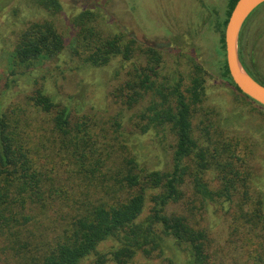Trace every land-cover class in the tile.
<instances>
[{"label": "trees", "instance_id": "obj_1", "mask_svg": "<svg viewBox=\"0 0 264 264\" xmlns=\"http://www.w3.org/2000/svg\"><path fill=\"white\" fill-rule=\"evenodd\" d=\"M33 1L52 15L64 11L61 0ZM237 1H228L220 29L223 60L219 71L251 99L232 80L226 61L225 28ZM97 17L91 9L74 15L73 53L84 66L104 67L117 58L125 66L135 55L136 39L124 32L105 34L95 24ZM66 46L52 19L32 21L13 46L11 73L59 57ZM140 48L148 57L147 64L129 68L111 93L129 110L145 92L154 91L139 114L142 121L131 116L129 123L141 133L150 129L173 132L172 169L145 167L124 143L119 145L122 153L108 165L116 152L100 140L95 122L86 114L74 120L72 105L58 101L44 87L26 95V105L4 108L0 103L2 264H83L87 259L89 264H144L138 262L140 256L164 254L168 249L184 254L180 264H214L208 231L188 215L169 209L183 198L187 175L203 202L236 201L234 218L245 228L252 254L264 258V194L251 189L253 148L246 140L225 135L224 128L220 132L222 127L211 121L204 120L205 131L196 136L193 119L205 96V68L195 67L187 83L183 78L172 83L166 77L159 82L153 76L158 74L161 52ZM240 59L247 69L241 55ZM115 124L118 132L123 124ZM209 126L220 137H211ZM209 171L215 172L218 188L213 189L206 179ZM50 212L57 229L49 230L42 221L43 217L51 219ZM170 261L176 264V257Z\"/></svg>", "mask_w": 264, "mask_h": 264}, {"label": "rangeland", "instance_id": "obj_2", "mask_svg": "<svg viewBox=\"0 0 264 264\" xmlns=\"http://www.w3.org/2000/svg\"><path fill=\"white\" fill-rule=\"evenodd\" d=\"M228 1L61 0L63 13L52 15L33 0H0V103L4 108L12 104L26 105V95L44 87L58 101L72 105L74 120L77 115L86 114L95 122L93 128L99 132L100 140L108 142L112 145V153L116 152L108 165L112 166L122 153L119 145L124 143L133 149L145 167L171 170L176 144L173 132L170 129L161 132L150 129L141 133L129 123L131 116L136 122L142 121L139 114L149 104L154 91L145 92L144 98L129 110L117 103L111 93L126 78L129 68L134 65L141 68L147 64L148 57L140 47H154L162 54L158 74L153 76L159 82L166 77L172 83L180 78L187 83L195 67L205 68V96L193 119L195 135L204 133L205 125L211 121L222 127L220 132L224 128L225 135L246 140L254 153L251 189L254 193L264 194V106L245 98L219 71L223 60L220 29L227 17ZM86 9L98 14L95 24L105 34L124 32L136 39L135 55L125 66L119 58L104 67L84 66L81 58L73 53L77 28L72 19ZM46 18L52 19L64 35L66 49L59 57L12 74L11 51L20 31L30 22ZM245 22L239 48L249 50L254 67L264 77V3ZM116 121L123 124L118 132ZM208 130L215 139L221 135L211 126ZM104 145H100L102 150ZM187 163L192 164L191 161ZM61 174L66 175L63 167ZM206 179L213 189L219 187L214 171L207 172ZM182 189L183 198L169 209L188 215L208 231L214 264H264V258L252 254L251 240L240 221L234 218L236 201L203 202L195 193L190 175H187ZM50 214L51 219L43 217L42 221L47 222L49 230L57 229L58 225L52 221L53 213ZM175 257L176 264L185 260L184 254L168 249L164 254L140 256L138 262L170 264V259ZM89 262L87 259L83 264Z\"/></svg>", "mask_w": 264, "mask_h": 264}, {"label": "water", "instance_id": "obj_3", "mask_svg": "<svg viewBox=\"0 0 264 264\" xmlns=\"http://www.w3.org/2000/svg\"><path fill=\"white\" fill-rule=\"evenodd\" d=\"M264 0H238L225 28L226 61L230 76L242 93L264 106V84L256 80L244 67L239 54L241 29L249 15Z\"/></svg>", "mask_w": 264, "mask_h": 264}, {"label": "flooded vegetation", "instance_id": "obj_4", "mask_svg": "<svg viewBox=\"0 0 264 264\" xmlns=\"http://www.w3.org/2000/svg\"><path fill=\"white\" fill-rule=\"evenodd\" d=\"M246 24V22H245ZM245 24L243 25V27L245 26ZM242 27V29H243ZM243 31L241 30L240 32V36H241V33ZM239 45H240V39H239ZM246 50V49H245ZM243 48H239V54L243 57L245 63H246V66H247V70L248 72L256 79L258 80L260 83L264 84V77H261L260 76V70L257 69L256 67H254V63L252 62L253 60V56L251 54H249V50H246L245 51Z\"/></svg>", "mask_w": 264, "mask_h": 264}]
</instances>
